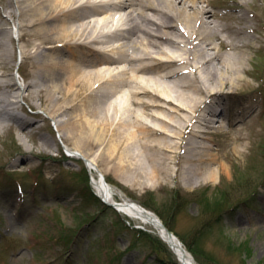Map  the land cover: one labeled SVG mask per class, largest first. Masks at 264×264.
Returning a JSON list of instances; mask_svg holds the SVG:
<instances>
[{
    "label": "bare ground",
    "instance_id": "6f19581e",
    "mask_svg": "<svg viewBox=\"0 0 264 264\" xmlns=\"http://www.w3.org/2000/svg\"><path fill=\"white\" fill-rule=\"evenodd\" d=\"M0 3V143L7 136L26 140L38 135L44 152L53 148L55 143L39 131L42 115L35 109L42 108L68 139L84 146L86 155L115 162L120 176L132 177L142 188H166L179 173L193 187L228 172L207 140L213 124L219 122L217 127L223 128L227 118L223 101L231 96L225 86L235 88L244 82V56L231 52L250 43L233 23L217 20L209 5L242 10L238 17L232 16L243 23L248 2ZM13 22L20 30L19 72L24 83L13 75L17 58ZM23 99L32 107L34 120H22L17 113L27 108ZM13 145L19 147L15 139ZM70 151L79 157L77 151ZM87 159L96 193L151 227L182 264H198L156 212L124 195L117 199L106 175ZM212 195L215 203L216 195Z\"/></svg>",
    "mask_w": 264,
    "mask_h": 264
},
{
    "label": "rangeland",
    "instance_id": "374dc122",
    "mask_svg": "<svg viewBox=\"0 0 264 264\" xmlns=\"http://www.w3.org/2000/svg\"><path fill=\"white\" fill-rule=\"evenodd\" d=\"M245 2L243 23L237 18L242 10L209 5L217 20L233 23L250 43L231 52L244 56V82L225 86L231 96L223 101L227 118L223 128L212 123L207 140L228 172L193 187L179 173L166 188H142L132 177L120 176L115 162L86 155L84 146L68 139L44 109H35L42 115L40 133L55 146L44 152L38 135L26 140L7 136L0 143V264H181L151 227L95 194L84 154L106 175L117 199L121 194L156 212L198 264H264V0ZM12 27L17 49L13 75L24 83L20 30L15 22ZM21 102L32 110L26 100ZM238 135L243 138L235 140ZM70 149L79 157L69 156ZM212 193L226 201L220 212L206 206Z\"/></svg>",
    "mask_w": 264,
    "mask_h": 264
},
{
    "label": "trees",
    "instance_id": "16d2710c",
    "mask_svg": "<svg viewBox=\"0 0 264 264\" xmlns=\"http://www.w3.org/2000/svg\"><path fill=\"white\" fill-rule=\"evenodd\" d=\"M253 192L255 193V191H253ZM223 202H224V200L220 201V199H217L215 203H212L211 199H208L206 206L207 207H213L215 210L219 209L218 211L220 212L226 206V201L224 203ZM188 246L191 248V245H188ZM192 250H193V248H192ZM176 264H178V263H176Z\"/></svg>",
    "mask_w": 264,
    "mask_h": 264
},
{
    "label": "water",
    "instance_id": "95a60500",
    "mask_svg": "<svg viewBox=\"0 0 264 264\" xmlns=\"http://www.w3.org/2000/svg\"><path fill=\"white\" fill-rule=\"evenodd\" d=\"M168 232H169V234H173V232H172V231H170V229H168Z\"/></svg>",
    "mask_w": 264,
    "mask_h": 264
}]
</instances>
